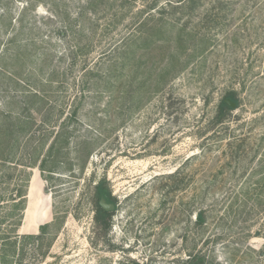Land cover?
Returning <instances> with one entry per match:
<instances>
[{"label": "rangeland", "instance_id": "374dc122", "mask_svg": "<svg viewBox=\"0 0 264 264\" xmlns=\"http://www.w3.org/2000/svg\"><path fill=\"white\" fill-rule=\"evenodd\" d=\"M3 13L1 56L20 19L33 42L3 56L13 74L0 80V110L14 95L22 113L20 91L36 90L46 104L35 107L51 121L40 126L45 113L34 115L32 140L0 162L4 201L28 175L15 256L3 220L10 204L0 207L7 260L264 264V0H4ZM229 92L239 106L214 124ZM74 109L68 160L43 181L26 167L29 147L39 152ZM81 141L90 149L82 172L73 154ZM103 178L116 203L98 237L92 195ZM44 224L40 244L22 239Z\"/></svg>", "mask_w": 264, "mask_h": 264}, {"label": "trees", "instance_id": "16d2710c", "mask_svg": "<svg viewBox=\"0 0 264 264\" xmlns=\"http://www.w3.org/2000/svg\"><path fill=\"white\" fill-rule=\"evenodd\" d=\"M1 1L4 0H0ZM9 1V0H5ZM33 7V4L31 5ZM7 13H3L0 15V24L3 27H6L7 25H4L5 19H7ZM20 27L19 29H16L14 34L12 36H9L6 41L5 45V54L3 55L4 58L7 57V55L11 53H17L20 52L19 48L25 47L29 43H32L33 40L29 39L30 30L28 29L25 24H23V21L20 19ZM8 26H12L11 20L8 21ZM27 28V29H26ZM7 31V29H6ZM6 33V32H4ZM152 35V34H151ZM150 35V36H151ZM151 38V37H150ZM3 56L0 55V80L1 85L8 80L7 76H12V71L9 67V65H6V63H2L5 59H3ZM17 56V55H16ZM19 57V56H18ZM18 57L16 59L18 60ZM13 66V65H12ZM13 85L14 90L19 91L17 89L20 88V84L15 81H13L11 78L9 79ZM40 91H30L28 93H22L20 91V94L22 97L25 98V100L22 102V104L25 105L24 109L20 112L14 111L16 107L22 108L21 104L18 100L15 99L14 95H8V99L6 100L5 109L0 110V162L2 163H12L13 157H11V152L14 149L15 145L20 143V140L23 138L27 140H32L34 137V130H35V119L34 115L38 116L43 113L42 108H36L35 106H43L45 105V96L43 93H39ZM228 99L231 102L235 103L236 107L239 106V99L238 96L233 93L229 92L227 93L224 98L219 102L217 106V111L214 117V124H220L223 123L227 117L230 111L234 110L231 109L227 104L224 103V100ZM29 100H31L29 102ZM21 110V109H20ZM77 110L74 109L71 112L70 119L66 120L63 119V121L58 125V131L52 135L53 133H49L47 137L41 139L40 143V150L36 153V146L29 147L32 151H34V155L31 157L29 156V162L26 164L27 168H37L40 172L41 179L43 181H46L51 173H53V170L57 167L59 162L63 160L65 162V159H67L69 155V144L70 139L72 136V132L70 131L69 124L71 120L73 121L76 116ZM46 113L44 117L42 116V119L40 121V126H44L46 128L51 127L50 126V120L47 119ZM60 118V117H59ZM59 118L56 119L58 122ZM16 123V130L14 129L12 123ZM58 124V123H57ZM87 141L84 142H78L76 143L73 154H74V161L78 164L79 170L82 172L85 168L86 162L90 155V149H88ZM31 154L28 151V155ZM10 156V157H9ZM70 167L72 163L69 162L68 164ZM28 175L26 176V180L24 181L25 184L17 187L14 189L13 194H11L9 201H4L3 197L0 196V207L2 205H8L10 204L8 208V214L5 218L9 219V222H12L13 227V238L14 240L12 243H9V248H12L13 252L11 251L12 256H15L16 251L19 250L16 249V238H17V232L19 227L22 224L23 220V213L26 209V198H27V190H28ZM18 186V185H17ZM100 199H104L106 203L109 204H115L114 198L111 196V192L108 188L107 181L103 178L101 179L94 187L93 195H92V205L94 209V224L97 231V236H103L108 232L109 226H110V213L102 209V207L99 205ZM204 221V216L202 213L197 214L196 223L202 224ZM50 225L44 224L39 227V233L37 235H23L21 236L24 240L33 241V243L40 244V242L44 239ZM7 237L2 238L4 239V242ZM10 240V238H9ZM3 242V243H4ZM23 249L21 250L22 253ZM20 252V250H19ZM7 253L3 248L0 249V262L1 264H27L23 260V254H16L18 256V259L13 262L11 260H7ZM42 256H44L42 254ZM8 258H10L8 256ZM186 264H210L205 261L204 256H188L187 263Z\"/></svg>", "mask_w": 264, "mask_h": 264}, {"label": "water", "instance_id": "95a60500", "mask_svg": "<svg viewBox=\"0 0 264 264\" xmlns=\"http://www.w3.org/2000/svg\"><path fill=\"white\" fill-rule=\"evenodd\" d=\"M224 103L227 104L231 109H235V107H236L235 103L231 102L228 99H225ZM99 205L102 207L103 210H105L107 212H112L114 210V205L106 203V201L104 199H100Z\"/></svg>", "mask_w": 264, "mask_h": 264}, {"label": "bare ground", "instance_id": "6f19581e", "mask_svg": "<svg viewBox=\"0 0 264 264\" xmlns=\"http://www.w3.org/2000/svg\"><path fill=\"white\" fill-rule=\"evenodd\" d=\"M33 178H34V177H32L31 184H33V181H34ZM33 186H34V185H33ZM31 194H32V189L29 190V194H28V196H30Z\"/></svg>", "mask_w": 264, "mask_h": 264}, {"label": "crops", "instance_id": "0c3cea01", "mask_svg": "<svg viewBox=\"0 0 264 264\" xmlns=\"http://www.w3.org/2000/svg\"><path fill=\"white\" fill-rule=\"evenodd\" d=\"M28 191V190H27ZM25 212V211H24ZM24 214V213H23ZM21 226H22V224H21ZM21 226L19 227V229H18V232H19V230H20V228H21ZM33 234V233H32Z\"/></svg>", "mask_w": 264, "mask_h": 264}]
</instances>
